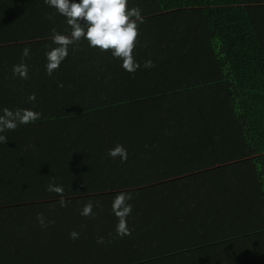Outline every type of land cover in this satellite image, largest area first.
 Masks as SVG:
<instances>
[{
    "label": "trees",
    "instance_id": "16d2710c",
    "mask_svg": "<svg viewBox=\"0 0 264 264\" xmlns=\"http://www.w3.org/2000/svg\"><path fill=\"white\" fill-rule=\"evenodd\" d=\"M127 7L143 17L134 73L81 40L48 75L66 18L44 0H0V115L41 113L0 133V264H264V0ZM117 144L124 162L108 155ZM121 192L132 197L124 236ZM89 201L100 207L82 216Z\"/></svg>",
    "mask_w": 264,
    "mask_h": 264
},
{
    "label": "clouds",
    "instance_id": "9594fccd",
    "mask_svg": "<svg viewBox=\"0 0 264 264\" xmlns=\"http://www.w3.org/2000/svg\"><path fill=\"white\" fill-rule=\"evenodd\" d=\"M49 7L66 18L70 27V35L60 34L55 28L52 29V47L46 52V72L51 75L57 70L68 56L70 45L78 44L81 40H87L89 47L98 48L101 52L110 51L114 58L122 60V67L128 72H135L140 65L134 57V49L139 39V23H143L141 9L127 7L128 0H44ZM30 48L25 47L22 51L21 63L13 66V74L21 79H28V65L24 62L30 56ZM151 60L145 62L144 67H153ZM62 86V85H61ZM28 99L35 101V94ZM0 115V133L7 130H15L21 124L33 123L41 118V113L31 109L11 110L7 107L2 109ZM7 143V137L0 135V144ZM108 155L115 159L120 157L122 162L127 160V150L123 145L117 144L109 149ZM47 191L60 196L59 204L67 206L64 198L63 186L50 183ZM132 197L128 193H118L112 203V211L118 219L116 232L119 236L130 235L127 227V217L131 214L132 205L127 203ZM100 207L99 202L89 201L84 205L81 215L92 216L93 207ZM41 227H47L43 214H38ZM70 238L78 239L79 233L73 231ZM103 243V238L98 240Z\"/></svg>",
    "mask_w": 264,
    "mask_h": 264
},
{
    "label": "rangeland",
    "instance_id": "374dc122",
    "mask_svg": "<svg viewBox=\"0 0 264 264\" xmlns=\"http://www.w3.org/2000/svg\"><path fill=\"white\" fill-rule=\"evenodd\" d=\"M223 180L222 179H218L216 181H213L211 182L209 185H208V190H207V193L208 192H211L215 189H219L221 187V184H222Z\"/></svg>",
    "mask_w": 264,
    "mask_h": 264
}]
</instances>
